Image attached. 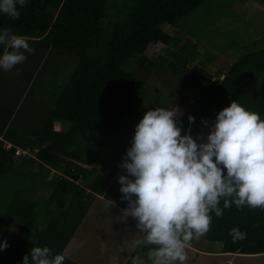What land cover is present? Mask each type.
Masks as SVG:
<instances>
[{
    "label": "trees",
    "instance_id": "trees-1",
    "mask_svg": "<svg viewBox=\"0 0 264 264\" xmlns=\"http://www.w3.org/2000/svg\"><path fill=\"white\" fill-rule=\"evenodd\" d=\"M212 1L223 0H27L24 7L17 5L19 19L0 13V28L26 37L34 49L26 52L28 66L22 68L21 76L13 72L15 79L6 81L0 68V243L8 244L0 250V264H23V257L31 259L35 246L63 254V264H81L65 252L95 196L117 199L122 209L128 206L119 197L121 191L114 197L110 188L127 172L122 167L113 170L111 180L103 179L98 186L92 177L95 170L76 161L94 165L100 150L113 143L124 163L144 114L177 105L156 88L153 98L144 103L152 78L172 74L198 90L182 124H177L182 135L190 134L197 141L202 121L213 125L233 100L264 119V33L259 39L252 37L229 70L216 75L197 64L199 34L190 35L196 44L188 39L169 63L164 57H150L153 46L179 44L164 31V25L180 27ZM236 1L250 0L229 2ZM253 1L264 5V0ZM1 48L0 55L5 46ZM55 64L65 65L70 78L50 101L35 90L44 83L53 87ZM65 122L71 124L69 129ZM56 123L62 126L60 130ZM41 188L49 189V196L37 197ZM211 216L210 229L203 237L222 243L223 253L264 254V210L238 209L233 204L223 209L222 217L214 212ZM233 227H239L246 238L233 242L229 235ZM151 247L137 246L122 264H138L139 254L142 264H151L147 255Z\"/></svg>",
    "mask_w": 264,
    "mask_h": 264
},
{
    "label": "clouds",
    "instance_id": "clouds-1",
    "mask_svg": "<svg viewBox=\"0 0 264 264\" xmlns=\"http://www.w3.org/2000/svg\"><path fill=\"white\" fill-rule=\"evenodd\" d=\"M26 2L0 0V13L19 19L17 5L24 7ZM0 45L5 46L0 55L4 71L23 63L25 52H34L27 38L10 28L0 29ZM179 111L148 110L119 165L127 172L119 176L122 200L128 202L121 219L131 216L137 221L138 232L144 235L134 243L153 246L147 254L151 264H185L186 249L209 231L213 212L222 217L223 209L233 204L264 210V119L233 100L218 113L207 142L198 143L190 134L182 135ZM194 120L189 116L190 122ZM229 235L233 242L246 238L239 227L230 229ZM7 247V241L0 243V250ZM30 257L25 255L23 264H63L65 259L46 246L32 247Z\"/></svg>",
    "mask_w": 264,
    "mask_h": 264
},
{
    "label": "rangeland",
    "instance_id": "rangeland-1",
    "mask_svg": "<svg viewBox=\"0 0 264 264\" xmlns=\"http://www.w3.org/2000/svg\"><path fill=\"white\" fill-rule=\"evenodd\" d=\"M229 1L223 0L219 3L212 1L192 13L181 23L180 27L164 25V31L177 38L179 44H172L166 48L153 46L150 57L157 60L164 57L169 63L173 55L179 53L180 48L187 44L188 39L196 44L197 39H193L190 35L197 36L199 34L202 39L197 44V51L200 54L197 61L198 66L201 69L206 68L215 75L228 71L242 50L250 43L252 37L258 36L259 39L261 37L259 35L264 33V5H259L253 0L247 3L236 1L233 4ZM24 54L26 55V52ZM31 61L33 63V60ZM27 66L25 60L16 65L10 71V75H8L9 71L3 70L4 78L6 81L15 79L13 72L15 75L21 76L22 68ZM57 66L53 65V77L56 78L55 80L52 78L53 87L43 86L45 83L36 87L35 93L39 97L50 101L55 100L63 85L70 78L68 77L69 69L65 65ZM17 69L20 70L19 74H17ZM155 88L166 92L175 99L177 105L173 108L180 110L176 119L177 124L181 125L183 117L193 105L198 90L182 84L172 74L163 75L149 81L148 92L144 98L145 104L153 98ZM64 126L69 129L71 124L65 122ZM61 127L59 123H56L57 130H60ZM211 129L212 125L203 124L201 136L197 142H207V136ZM95 158L97 162L92 165V169L96 174L92 177L100 186L103 179L109 178L111 171L120 169L121 158L113 147V143L102 148ZM110 188L112 196L115 197V193L120 192L121 187L118 182ZM49 194V189L41 188L37 197H47ZM122 196L123 194L119 193L121 199ZM114 202L111 206L108 199L100 195L94 197L87 217L65 252L67 257L81 264H122L124 259L129 258L137 247L134 240L141 239L144 234L138 232L137 221L131 216L126 220L121 219L123 213L119 206L122 202L120 203L117 199H114ZM15 221L19 223V220ZM16 230L17 228L13 231L17 232ZM222 248L223 244L220 242L205 240L203 236L195 238L186 249L188 259L185 264H264V255L258 257H245L240 254L226 255ZM135 260L138 264H142V255H137Z\"/></svg>",
    "mask_w": 264,
    "mask_h": 264
},
{
    "label": "water",
    "instance_id": "water-1",
    "mask_svg": "<svg viewBox=\"0 0 264 264\" xmlns=\"http://www.w3.org/2000/svg\"><path fill=\"white\" fill-rule=\"evenodd\" d=\"M76 162H77V164H79L80 166H83V167L88 168V169H92V165H89V164H83V163L78 162V161H76Z\"/></svg>",
    "mask_w": 264,
    "mask_h": 264
},
{
    "label": "built area",
    "instance_id": "built-area-1",
    "mask_svg": "<svg viewBox=\"0 0 264 264\" xmlns=\"http://www.w3.org/2000/svg\"><path fill=\"white\" fill-rule=\"evenodd\" d=\"M8 147H11L10 145L8 146ZM21 150H19L18 152H17V154H21ZM24 154H26V152H24Z\"/></svg>",
    "mask_w": 264,
    "mask_h": 264
},
{
    "label": "crops",
    "instance_id": "crops-1",
    "mask_svg": "<svg viewBox=\"0 0 264 264\" xmlns=\"http://www.w3.org/2000/svg\"><path fill=\"white\" fill-rule=\"evenodd\" d=\"M214 255H215V254H214ZM226 255H229V254H226ZM263 255H264V254H263ZM263 255H258V256H263ZM242 256H243V255H242ZM258 256H257V257H258ZM245 257H247V256H245Z\"/></svg>",
    "mask_w": 264,
    "mask_h": 264
}]
</instances>
